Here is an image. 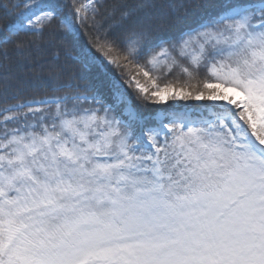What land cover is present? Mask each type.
<instances>
[{"label":"snow or ice","instance_id":"1","mask_svg":"<svg viewBox=\"0 0 264 264\" xmlns=\"http://www.w3.org/2000/svg\"><path fill=\"white\" fill-rule=\"evenodd\" d=\"M188 7L0 0V264H264V0Z\"/></svg>","mask_w":264,"mask_h":264},{"label":"trees","instance_id":"2","mask_svg":"<svg viewBox=\"0 0 264 264\" xmlns=\"http://www.w3.org/2000/svg\"><path fill=\"white\" fill-rule=\"evenodd\" d=\"M216 2L217 0H187L189 5L187 19L190 20L192 17L198 15ZM51 52L52 49L50 47L42 52L34 51L31 54V58L28 61L23 62L22 66L20 63L13 64L11 71L17 77V82L26 88H31L33 86H39L46 81L49 76L47 66L51 62ZM60 62H64L63 56H61ZM109 102L111 103L112 101L109 100ZM133 103H136L135 97H133ZM182 106L183 102L175 105L177 108ZM137 107L141 106L137 104ZM143 110L148 111L151 109L149 107L148 109Z\"/></svg>","mask_w":264,"mask_h":264}]
</instances>
